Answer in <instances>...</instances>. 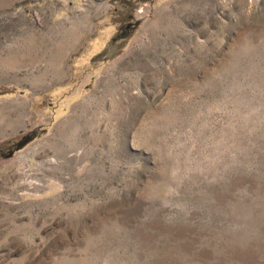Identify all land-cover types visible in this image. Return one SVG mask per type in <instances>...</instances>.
Segmentation results:
<instances>
[{
  "label": "rangeland",
  "instance_id": "rangeland-1",
  "mask_svg": "<svg viewBox=\"0 0 264 264\" xmlns=\"http://www.w3.org/2000/svg\"><path fill=\"white\" fill-rule=\"evenodd\" d=\"M0 264H264V0H0Z\"/></svg>",
  "mask_w": 264,
  "mask_h": 264
}]
</instances>
